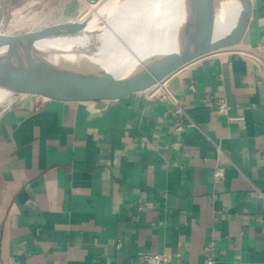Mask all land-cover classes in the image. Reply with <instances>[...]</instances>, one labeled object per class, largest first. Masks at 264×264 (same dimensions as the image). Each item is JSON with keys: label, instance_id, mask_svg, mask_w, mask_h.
<instances>
[{"label": "crops", "instance_id": "0c3cea01", "mask_svg": "<svg viewBox=\"0 0 264 264\" xmlns=\"http://www.w3.org/2000/svg\"><path fill=\"white\" fill-rule=\"evenodd\" d=\"M101 1L0 4L3 19L34 31ZM236 15L222 6L216 34ZM190 18L166 20L147 54ZM211 247L217 264H264V0H251L234 43L162 88L103 80L0 104V264H144L145 253L204 264Z\"/></svg>", "mask_w": 264, "mask_h": 264}, {"label": "water", "instance_id": "95a60500", "mask_svg": "<svg viewBox=\"0 0 264 264\" xmlns=\"http://www.w3.org/2000/svg\"><path fill=\"white\" fill-rule=\"evenodd\" d=\"M222 6L237 11L235 21L222 35L217 26ZM191 18L172 38L170 46L140 57L119 75L94 59L102 45L110 7L104 3L96 12L104 16L93 31L88 27L95 15L46 26L18 35L0 33V90L55 98L59 94L80 91L96 82L119 79L129 84L157 82L183 65L234 43L245 30L251 0H191ZM73 44L61 51L44 41Z\"/></svg>", "mask_w": 264, "mask_h": 264}, {"label": "bare ground", "instance_id": "6f19581e", "mask_svg": "<svg viewBox=\"0 0 264 264\" xmlns=\"http://www.w3.org/2000/svg\"><path fill=\"white\" fill-rule=\"evenodd\" d=\"M116 12L108 17L107 22L100 12L95 11L88 30L93 31L98 20L106 23L102 34V45L94 57L106 69L124 72L128 66L146 55L151 47L161 39L166 20L191 16V0H113ZM61 51H66L73 44L66 41H44ZM81 44V43H79ZM9 93L0 90V103L8 99Z\"/></svg>", "mask_w": 264, "mask_h": 264}, {"label": "built area", "instance_id": "2783aa9c", "mask_svg": "<svg viewBox=\"0 0 264 264\" xmlns=\"http://www.w3.org/2000/svg\"><path fill=\"white\" fill-rule=\"evenodd\" d=\"M164 85V79L157 82L154 86H159V88H162ZM18 95V94H17ZM16 96V95H15ZM161 98H167L169 96L168 92L166 90L161 89ZM227 111V105L226 103L221 100L219 104V113L225 114ZM175 114L179 117H186L187 112L182 104V102L176 101V109H175ZM179 130L183 129V125H180L178 127ZM218 178L223 177L222 170H218L216 173ZM143 261L144 264H169V257L166 254H149L145 253L143 255ZM204 264H217L216 258H215V253L213 252V248H210V252L207 255Z\"/></svg>", "mask_w": 264, "mask_h": 264}, {"label": "rangeland", "instance_id": "374dc122", "mask_svg": "<svg viewBox=\"0 0 264 264\" xmlns=\"http://www.w3.org/2000/svg\"><path fill=\"white\" fill-rule=\"evenodd\" d=\"M104 3L107 4L108 7H110V10L107 12L108 14L112 15L114 12H116V8L114 6L113 0H102L99 4L93 6L91 9L88 10L86 13V16L92 15L96 10H98ZM3 10L1 9L0 4V33L3 35H18L23 32H26L28 29H30V26L27 25H21V24H14L9 23L5 19H3L2 14ZM14 97V96H12ZM10 97V98H12ZM7 101V100H6ZM3 103V102H2ZM0 103V104H2Z\"/></svg>", "mask_w": 264, "mask_h": 264}]
</instances>
